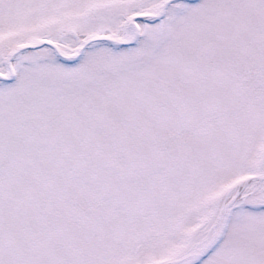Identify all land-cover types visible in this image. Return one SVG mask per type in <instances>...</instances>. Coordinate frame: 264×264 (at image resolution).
I'll return each mask as SVG.
<instances>
[{"label": "snow or ice", "instance_id": "6c2138e0", "mask_svg": "<svg viewBox=\"0 0 264 264\" xmlns=\"http://www.w3.org/2000/svg\"><path fill=\"white\" fill-rule=\"evenodd\" d=\"M0 264H264V0H0Z\"/></svg>", "mask_w": 264, "mask_h": 264}]
</instances>
